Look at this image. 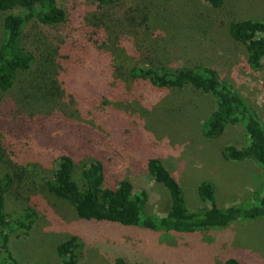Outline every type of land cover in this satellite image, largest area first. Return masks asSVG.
Segmentation results:
<instances>
[{
  "label": "trees",
  "instance_id": "trees-1",
  "mask_svg": "<svg viewBox=\"0 0 264 264\" xmlns=\"http://www.w3.org/2000/svg\"><path fill=\"white\" fill-rule=\"evenodd\" d=\"M82 1L86 5L71 0H0V14H4L0 137L6 149L1 159L8 169L0 177V264H18L10 252L9 240L31 229L37 216L35 202L39 192L66 202L79 220L153 232L195 234L236 221L264 219V131L250 102L224 81L217 65L199 60H187L182 65L160 61L157 34L139 22L153 0ZM204 1L210 9L220 10L226 0ZM217 23L232 42L244 47L249 70L260 69L264 20L237 21L222 16ZM52 41L56 58L49 71L45 70L42 45L52 47ZM118 64L123 68L118 69ZM116 69L130 81L129 88L125 85L127 79L117 77ZM32 70L53 76L44 85L47 91H40L49 100L53 116L34 112L29 84L26 86L22 79L24 73ZM185 87L213 101V109L198 127L203 139H217L228 127L240 129L247 138L245 147L226 145L220 156L225 161L256 166L259 184L250 196L254 205L219 209L213 185L202 181L197 186V196L209 207L188 211L164 155L143 140L140 127L114 108L96 107L100 101L142 102L146 94H165ZM82 111L92 114L93 123L91 131L78 133L82 126L79 122L83 123ZM57 123L67 124L72 135L75 131L79 144L91 145L93 141L89 149L97 160L82 168L80 184L72 177L74 160L72 153H67L72 147L70 141L55 135ZM92 135L98 139H92ZM29 138L59 150L51 170L29 162L31 150L25 146ZM116 160L126 162L132 175L148 178L167 191L169 208L161 217L155 218L144 210L149 196L146 183L118 179L109 173ZM82 249L81 242L72 236L61 241L55 252L61 264H79L76 252ZM221 261L242 264L231 256L222 257ZM112 263L134 264L124 257Z\"/></svg>",
  "mask_w": 264,
  "mask_h": 264
},
{
  "label": "rangeland",
  "instance_id": "rangeland-1",
  "mask_svg": "<svg viewBox=\"0 0 264 264\" xmlns=\"http://www.w3.org/2000/svg\"><path fill=\"white\" fill-rule=\"evenodd\" d=\"M65 1L68 0H61V3ZM71 1L86 5L82 0ZM153 2L149 11L138 14H141L139 22L153 28L159 38L160 61L182 65L187 60H199L219 66L224 81L255 109L264 131V58L260 69L255 72L249 70L244 47L232 42L223 26L217 23L222 16L237 21L264 20V0H226L220 10L210 9L204 0ZM3 17L4 14H0V42ZM54 45V42L52 47L46 43L42 45L45 70L54 68ZM118 66V69L123 68L120 64ZM118 69L116 73L119 74ZM117 77L127 79L125 74ZM49 78H53L49 72L34 70L22 76L26 86L29 84L35 113H54L49 100L40 93L41 90L47 91L44 85L49 83ZM130 84L127 79L126 87L129 88ZM144 96L142 102L107 101L103 104L104 101H100L96 107L100 110L114 108L122 117L140 127L143 140L164 155L168 170L181 187L187 210L193 212L209 207L197 196V186L202 181L213 185L215 204L219 209L252 205L251 192L259 184L257 171L249 164L225 161L220 156V150L226 145L245 147L248 140L244 133L238 128L228 127L222 136L212 141L199 134L200 123L213 109L212 99L196 95L190 87ZM88 112H80L83 123L79 122L82 126L78 133L91 131L93 116ZM54 132L70 141L72 147L67 153H72L74 160L72 177L80 184L82 168L97 160L89 149L93 141L91 145L79 144L80 140H75V131L72 135V130L65 123H57ZM91 138L98 139L96 135ZM1 140L0 137V177L8 171L1 159L6 151ZM25 146L31 150L28 151L29 162L37 163L44 170L53 168V157L59 154L55 146H45L31 138L25 141ZM109 173L118 179L147 184L146 213L158 218L168 210L170 200L167 191L148 178L132 175L126 162L116 160ZM35 203L37 216L31 229L25 234L13 235L9 240L10 252L18 264H61L55 248L72 236L81 242L83 248L76 252L79 264H113V260L122 257L134 264H223L221 258L225 256L236 257L242 264H264V227L256 220L232 222L224 228L209 227L195 234H171L79 220L66 202L42 192H39ZM7 211L12 213L10 209ZM200 246L206 248L199 249Z\"/></svg>",
  "mask_w": 264,
  "mask_h": 264
},
{
  "label": "crops",
  "instance_id": "crops-1",
  "mask_svg": "<svg viewBox=\"0 0 264 264\" xmlns=\"http://www.w3.org/2000/svg\"><path fill=\"white\" fill-rule=\"evenodd\" d=\"M244 164H249L251 167H254L255 170L257 171L258 176H259V171H258V169L256 168V166H254V165H253L252 163H250V162H247V163H244ZM235 223L237 224V223H239V222H235ZM256 223H258L260 226L264 227V219L256 220ZM204 248H206V247H204V246H200L199 249H203V250H204Z\"/></svg>",
  "mask_w": 264,
  "mask_h": 264
}]
</instances>
